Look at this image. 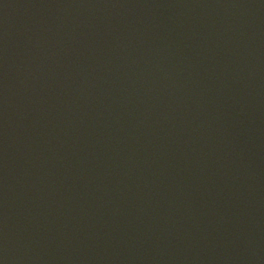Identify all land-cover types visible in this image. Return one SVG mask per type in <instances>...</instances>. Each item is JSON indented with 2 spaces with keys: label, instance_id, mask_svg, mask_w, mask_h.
Instances as JSON below:
<instances>
[{
  "label": "water",
  "instance_id": "water-1",
  "mask_svg": "<svg viewBox=\"0 0 264 264\" xmlns=\"http://www.w3.org/2000/svg\"><path fill=\"white\" fill-rule=\"evenodd\" d=\"M3 264H264V0H0Z\"/></svg>",
  "mask_w": 264,
  "mask_h": 264
},
{
  "label": "snow or ice",
  "instance_id": "snow-or-ice-1",
  "mask_svg": "<svg viewBox=\"0 0 264 264\" xmlns=\"http://www.w3.org/2000/svg\"><path fill=\"white\" fill-rule=\"evenodd\" d=\"M0 264H3V261L2 260H0Z\"/></svg>",
  "mask_w": 264,
  "mask_h": 264
}]
</instances>
